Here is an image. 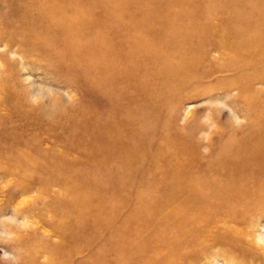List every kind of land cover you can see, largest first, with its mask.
<instances>
[{
	"label": "bare ground",
	"instance_id": "6f19581e",
	"mask_svg": "<svg viewBox=\"0 0 264 264\" xmlns=\"http://www.w3.org/2000/svg\"><path fill=\"white\" fill-rule=\"evenodd\" d=\"M3 2L5 47L90 97L47 121L49 148H18L0 117L3 203L46 225L8 228L28 264H200L209 242L264 264V233L235 227L264 215V0ZM2 68L0 104L25 115ZM210 88L248 123L202 150L176 106Z\"/></svg>",
	"mask_w": 264,
	"mask_h": 264
},
{
	"label": "rangeland",
	"instance_id": "374dc122",
	"mask_svg": "<svg viewBox=\"0 0 264 264\" xmlns=\"http://www.w3.org/2000/svg\"><path fill=\"white\" fill-rule=\"evenodd\" d=\"M4 7L3 0H0V14L4 12ZM25 54L21 53L18 48L8 49L0 41V62L4 65L2 67L5 68V71L10 73L9 78L3 79L5 81L3 86L9 87L8 89H15L16 94L21 98L25 111H27L24 115L17 111L19 105H12L13 100L7 101L9 107L6 109L0 104V117L3 116L2 124L12 128L14 136L20 138L18 148H31L26 145L30 141H35L40 148H49L56 140L55 137L50 135L36 137L43 129L50 128L47 121L58 119L62 115L63 109L70 112L71 109L69 108H78L81 102L88 105L90 97L71 86L69 80L54 71V68L43 62L39 56H27ZM2 67L0 65V77H3ZM256 86L264 88V85ZM4 95L3 91L0 90V102ZM234 98L236 95L228 96L222 88H210L201 95L186 98L177 104L178 116L182 118L187 114L188 122L186 124L189 128L186 130H189L188 132L194 131V136L201 145L199 148L202 150L203 148H211L209 141L216 137L215 133H230L248 123V120L241 113L243 103L239 102V99L233 102L232 99ZM36 115L44 118L42 125L38 124ZM237 115L241 116L238 117ZM180 118L178 124L183 126L184 122ZM203 142H206L208 147ZM10 181L0 177V264H28L25 258V248L14 242V234L8 228L20 226L19 228L25 231L35 228L38 234L34 237L39 239L40 233H42L43 228H46V225L37 221L32 227L27 228L23 223L22 216L16 220L13 218V208L3 203L6 197L1 190L3 184L10 183ZM36 192L37 190L34 189L29 193L30 197L32 196L30 202L34 201L33 197ZM134 203L135 201H132L129 205L134 206ZM30 222H32L31 219ZM235 227L239 231L247 229L248 239L256 238V234L264 233V215L251 216L247 224L240 222L235 224ZM207 245L205 254L208 257L205 259L207 263L200 264H233L232 260L236 264H259L258 261L249 258H240L236 250H228L226 253L220 252L218 243L209 242Z\"/></svg>",
	"mask_w": 264,
	"mask_h": 264
}]
</instances>
